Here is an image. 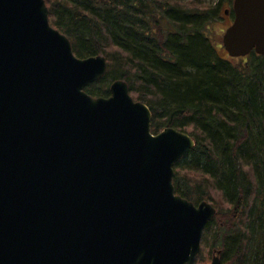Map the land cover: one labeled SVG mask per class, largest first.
<instances>
[{"label":"water","instance_id":"95a60500","mask_svg":"<svg viewBox=\"0 0 264 264\" xmlns=\"http://www.w3.org/2000/svg\"><path fill=\"white\" fill-rule=\"evenodd\" d=\"M232 10L224 49L264 56V0ZM106 70L105 56L74 53L45 0H0V264H193L200 253L216 208L173 184L194 138L152 133L125 80L90 95Z\"/></svg>","mask_w":264,"mask_h":264},{"label":"trees","instance_id":"16d2710c","mask_svg":"<svg viewBox=\"0 0 264 264\" xmlns=\"http://www.w3.org/2000/svg\"><path fill=\"white\" fill-rule=\"evenodd\" d=\"M232 3L46 0L50 23L78 57L107 60L89 94L108 97L111 84L125 80L151 109L153 133L174 127L194 138L173 183L177 194L217 210L202 248L220 250L224 263L264 264V56L220 53L214 26ZM204 250L195 264H206Z\"/></svg>","mask_w":264,"mask_h":264},{"label":"rangeland","instance_id":"374dc122","mask_svg":"<svg viewBox=\"0 0 264 264\" xmlns=\"http://www.w3.org/2000/svg\"><path fill=\"white\" fill-rule=\"evenodd\" d=\"M211 1L215 2L216 0H211ZM221 13H220V18L218 19L216 25L214 26V32L216 35L219 33L222 35V33L226 29V27L232 22V15H228V16L222 15L221 16ZM219 51L223 56L228 55L227 51L223 47L219 48ZM204 249L205 248H202V251ZM213 255L214 254L209 253L208 249H205L204 253L201 254V259H199V260H207L206 264H209L212 260ZM197 264H201V263L198 262ZM227 264H232V263H227Z\"/></svg>","mask_w":264,"mask_h":264},{"label":"flooded vegetation","instance_id":"af4514ba","mask_svg":"<svg viewBox=\"0 0 264 264\" xmlns=\"http://www.w3.org/2000/svg\"><path fill=\"white\" fill-rule=\"evenodd\" d=\"M5 244H6V247L8 248V254H9V256H12L15 252H16V254H17V256L19 257V255H20V252H17L16 250H15V248H17L16 246H19L17 243H15V242H11V241H9V239H5V242H4Z\"/></svg>","mask_w":264,"mask_h":264}]
</instances>
